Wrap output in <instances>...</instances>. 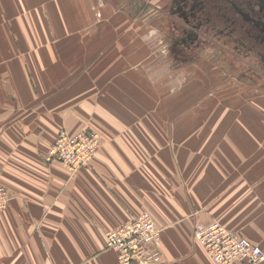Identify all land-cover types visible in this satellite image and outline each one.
<instances>
[{
    "label": "crops",
    "instance_id": "crops-1",
    "mask_svg": "<svg viewBox=\"0 0 264 264\" xmlns=\"http://www.w3.org/2000/svg\"><path fill=\"white\" fill-rule=\"evenodd\" d=\"M130 3L0 0V264H120L106 233L144 212L163 264H214L197 223L264 249V82L171 80L198 58ZM63 129L100 134L89 167L46 161Z\"/></svg>",
    "mask_w": 264,
    "mask_h": 264
},
{
    "label": "flooded vegetation",
    "instance_id": "flooded-vegetation-1",
    "mask_svg": "<svg viewBox=\"0 0 264 264\" xmlns=\"http://www.w3.org/2000/svg\"><path fill=\"white\" fill-rule=\"evenodd\" d=\"M169 49L190 61L207 48L251 82H264V0H163Z\"/></svg>",
    "mask_w": 264,
    "mask_h": 264
},
{
    "label": "built area",
    "instance_id": "built-area-1",
    "mask_svg": "<svg viewBox=\"0 0 264 264\" xmlns=\"http://www.w3.org/2000/svg\"><path fill=\"white\" fill-rule=\"evenodd\" d=\"M102 139L96 132L70 133L63 129L49 148L48 163L61 164L75 173L89 167L100 149ZM9 191L0 185V213L10 205ZM194 239L212 258L214 264H262L264 249L219 221L197 223ZM162 229L152 215L144 212L124 225L106 233V247L116 251L120 264H163Z\"/></svg>",
    "mask_w": 264,
    "mask_h": 264
},
{
    "label": "rangeland",
    "instance_id": "rangeland-1",
    "mask_svg": "<svg viewBox=\"0 0 264 264\" xmlns=\"http://www.w3.org/2000/svg\"><path fill=\"white\" fill-rule=\"evenodd\" d=\"M98 2H101V0H95ZM110 1V0H108ZM119 3H130L132 0H116ZM130 4L134 5L133 8L131 9V12L134 14H138L141 19H143L144 17H146L147 14H151V19H155V21L153 22L154 26L153 30L150 29L149 31H151L152 35H158L160 36V38H163V36L166 35V31L163 30L159 32V28L158 25L160 24V20L164 14H162V11H159V9H155V7H145L142 6L141 3L139 1H132ZM164 1L161 0L160 2V8L163 7ZM165 17V16H164ZM164 23V22H163ZM165 24V23H164ZM165 26V25H163ZM166 29V28H165ZM164 40V39H163ZM157 44H159V42H156ZM208 49V48H207ZM204 50L200 55L199 58L197 59L196 63L201 66L202 68H200L199 70H185V71H177L176 75L173 76V73H171V80L176 78H185L186 80L189 78H193V79H199L200 81H204V82H215L218 83V88H226L229 91L232 90H236L238 91V88L242 87L243 85H245L249 81L248 79H246L245 77L241 76V73L243 71V69H239V68H243L240 64H237L236 67L237 69H234L231 65L228 64V60H227V56L224 57H219V56H215L216 49L215 48H209L210 51ZM198 66V67H199ZM198 71H202V75L199 78L198 76ZM178 72H180L178 74ZM184 79V80H185ZM183 79H181V83H183L184 81ZM245 87V86H243ZM176 90V89H175ZM217 93V90L211 92L208 96H212L214 94Z\"/></svg>",
    "mask_w": 264,
    "mask_h": 264
}]
</instances>
